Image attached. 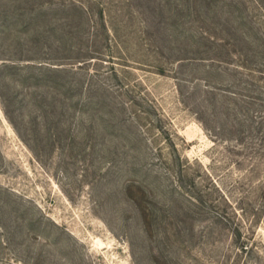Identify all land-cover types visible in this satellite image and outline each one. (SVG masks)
<instances>
[{
  "label": "rangeland",
  "instance_id": "374dc122",
  "mask_svg": "<svg viewBox=\"0 0 264 264\" xmlns=\"http://www.w3.org/2000/svg\"><path fill=\"white\" fill-rule=\"evenodd\" d=\"M147 1L84 0L88 6L103 5L108 24L118 38L126 40L123 50L98 47L115 58L101 56L109 61L104 63L94 59L92 64H96L94 69L100 72V81L114 84L107 76L114 64L127 85L122 84L121 90L118 87V100L128 102L123 95L126 89L138 100L149 94L164 114L165 125L178 134L176 143L201 181L210 182V176L206 175L209 172L232 200L239 202L244 198L245 202L259 204L258 185L264 180V158L250 160L245 147L233 136L229 141L213 136L221 132L214 126L223 125L222 108L216 111L211 107L207 111L218 118L208 130L196 114L198 98L183 97L194 90L196 78L204 75L180 68L174 60L179 52H185L180 48L193 42L197 44L194 39L199 41L197 37L203 25L195 20L193 8L188 10L187 0H153V5L164 6L166 18L175 16L177 20H184L179 27L172 24L176 19L170 20L163 24L161 32L153 28L154 36H149L146 33L148 28L152 29L149 25L159 20L147 11ZM229 10V7L225 9ZM2 13L9 16L14 13L7 0H0ZM248 16L264 33V12L250 4ZM3 17L0 16V264H159L153 262V250L142 233L145 222L137 210L139 206L135 208L128 202L124 192L128 180L135 178L153 190L159 201L166 202L164 186L168 181L143 175L131 177L128 171L120 174L119 170L132 166L133 153L128 152L132 145L129 142L124 146V137L111 142L114 140L111 135L117 133L114 129H105L102 118L95 120L87 114L82 119L86 124L83 132L78 127L79 116L67 121L71 130L64 131L62 136L70 139L76 136L77 146L54 145V131L48 132L41 126L36 133L31 130L29 122L41 114L35 99L42 91L24 79L25 75L38 71L16 70L8 68L6 63H10L8 59L17 61L26 56L40 58L41 54L44 57L47 52L45 47L34 45L36 43L31 44L32 49L26 45L29 40L35 41L33 26L27 30L19 17L13 16V21ZM162 33L171 35L172 43H166ZM156 66H163L165 73L161 74ZM130 113L132 110H129V119L138 121ZM39 123L46 122L39 119ZM90 124L96 126L95 148L85 144L86 127ZM103 135L109 142H103ZM161 144L166 148L162 142L150 144L153 150L147 165L154 175L164 177L168 169L158 161L154 150ZM110 152L122 158L115 161ZM109 169L118 174L107 177ZM139 202L144 204L146 199ZM145 204L149 206L148 202ZM256 229L259 236L264 237V216ZM162 231L161 226V236ZM200 254L206 264H213L209 248L206 253L202 248H193L194 256L201 257Z\"/></svg>",
  "mask_w": 264,
  "mask_h": 264
},
{
  "label": "trees",
  "instance_id": "16d2710c",
  "mask_svg": "<svg viewBox=\"0 0 264 264\" xmlns=\"http://www.w3.org/2000/svg\"><path fill=\"white\" fill-rule=\"evenodd\" d=\"M57 1L7 0L14 13L10 16L8 13L0 14L7 21H13V16L19 17L27 30L33 26L35 41L29 40L26 45L32 49L31 44L36 43L34 45L41 49L45 47L47 52L44 57L41 54L40 58L24 56L17 61L8 59L10 63H6L8 68L38 71L25 75L24 79L42 91L35 99L41 114L29 122L31 130L36 133L41 126L48 132L54 131V145L77 146L76 136L71 139L62 136L64 131L71 130L67 121L79 116L81 122L78 127L83 132L86 124L82 119L87 114L95 120L102 118L103 127L117 133L111 135L114 136L111 142L124 137V146L129 142L132 145L128 150L133 153L132 166L119 170L120 174L128 171L131 177L143 175L168 181L164 186L166 202L159 201L153 190L135 178L128 180L124 192L128 202L135 208L139 206L137 210L145 222L142 233L153 250V262L206 264L202 254L201 257L193 255V248L198 247L203 249V253L210 249L213 264H264V237L259 236L256 229L264 216V180L258 185L259 204L245 202L244 198L239 202L232 200L209 172L206 175L210 176V182L201 181V176L192 171V163L182 155L176 143L178 134L165 125L164 114L149 94L138 100L132 91L126 89L123 95L128 102H120L118 87L123 89L124 83L111 61L109 65L112 64V68L107 76L114 84L100 81V72L92 63L96 61L94 59L101 63L109 62L100 58L109 54H104L98 47L123 50L122 45L126 43L108 24L106 8L99 3L88 6L84 0ZM152 1H147V11H151L159 21L151 22L149 26L152 29L148 28L146 33L153 37V28L161 32L163 24L176 18H166L164 6L153 5ZM187 2L188 10L193 8L195 12L197 23L203 25L200 27L202 33L197 37L199 41L194 39L197 44L193 42L180 48L185 52H179L174 61L180 68L202 72L204 77L196 78L194 90L183 94V97L198 98L196 114L208 130L218 118L207 111L211 107L216 111L222 108L223 125L219 128L214 126L221 132L213 136L224 141L233 136L240 146L245 147L250 160L255 157L261 160L264 158V33L248 14L250 4L264 12V0ZM228 7L231 10L225 11ZM235 11L246 14L238 15ZM181 20L184 19L173 21V26L179 27ZM162 35L166 43H172L171 35ZM156 69L161 74L165 73L163 66H156ZM129 110L138 121L129 119ZM39 119L46 123L42 125ZM86 128L85 144L95 148L96 126L90 124ZM104 137L103 142H109V138ZM152 142L167 145L164 148L161 144L154 149L158 161L166 164L168 169L164 177L154 175L148 169ZM109 154H114L115 161L122 158L118 153ZM114 173L109 169L106 175L113 177ZM139 199H146L149 206L141 204ZM161 226L162 236L159 232Z\"/></svg>",
  "mask_w": 264,
  "mask_h": 264
}]
</instances>
